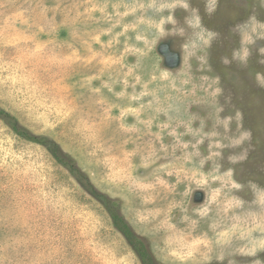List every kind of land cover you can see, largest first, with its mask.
I'll list each match as a JSON object with an SVG mask.
<instances>
[{
	"label": "rangeland",
	"instance_id": "374dc122",
	"mask_svg": "<svg viewBox=\"0 0 264 264\" xmlns=\"http://www.w3.org/2000/svg\"><path fill=\"white\" fill-rule=\"evenodd\" d=\"M0 108L157 264H264V0H0ZM0 264H141L1 119Z\"/></svg>",
	"mask_w": 264,
	"mask_h": 264
},
{
	"label": "trees",
	"instance_id": "16d2710c",
	"mask_svg": "<svg viewBox=\"0 0 264 264\" xmlns=\"http://www.w3.org/2000/svg\"><path fill=\"white\" fill-rule=\"evenodd\" d=\"M0 119L21 138L31 143L45 147L52 157L83 186V188L96 200H98L108 211L114 228L120 232L139 258L141 264H157L152 258L147 245L143 239L138 237L130 228L120 212L119 202L115 199L98 192L89 182V179L77 167L75 160L64 153L59 145L46 136H37L20 125L18 120L7 111L0 108Z\"/></svg>",
	"mask_w": 264,
	"mask_h": 264
},
{
	"label": "water",
	"instance_id": "95a60500",
	"mask_svg": "<svg viewBox=\"0 0 264 264\" xmlns=\"http://www.w3.org/2000/svg\"><path fill=\"white\" fill-rule=\"evenodd\" d=\"M175 62L174 58H170L169 64H173Z\"/></svg>",
	"mask_w": 264,
	"mask_h": 264
}]
</instances>
